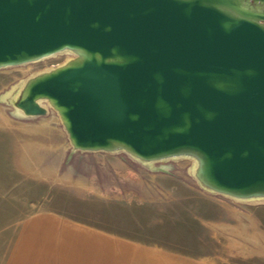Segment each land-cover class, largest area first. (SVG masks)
<instances>
[{
  "label": "water",
  "instance_id": "obj_1",
  "mask_svg": "<svg viewBox=\"0 0 264 264\" xmlns=\"http://www.w3.org/2000/svg\"><path fill=\"white\" fill-rule=\"evenodd\" d=\"M16 117L55 114L69 148L192 161L203 191L264 201V0H0Z\"/></svg>",
  "mask_w": 264,
  "mask_h": 264
},
{
  "label": "rangeland",
  "instance_id": "obj_2",
  "mask_svg": "<svg viewBox=\"0 0 264 264\" xmlns=\"http://www.w3.org/2000/svg\"><path fill=\"white\" fill-rule=\"evenodd\" d=\"M67 57L0 70V256L4 223L45 211L133 241V264H264V243L246 237L250 229L245 233L240 219L229 220L227 212L264 202L208 196L223 203V220L231 226L204 225L200 215L214 211L209 198L184 188L197 187L189 159L141 165L120 153L68 152L62 158L37 152V141L59 140L50 129L59 127L55 114L25 120L15 116L12 103L24 79Z\"/></svg>",
  "mask_w": 264,
  "mask_h": 264
},
{
  "label": "crops",
  "instance_id": "obj_3",
  "mask_svg": "<svg viewBox=\"0 0 264 264\" xmlns=\"http://www.w3.org/2000/svg\"><path fill=\"white\" fill-rule=\"evenodd\" d=\"M38 126L43 128L46 125ZM50 129L57 133L58 142L48 144L46 139L44 142L37 141V152L46 154L49 151L52 155L58 153L62 158L68 152L79 153L69 148L60 126ZM37 178L41 179L39 171ZM184 188L189 194L193 191L209 198L214 213L200 215L204 225L219 230L223 226H231L223 220L226 210L223 203L208 197L217 195L207 193L198 186L194 189L188 186ZM250 207L249 210L227 209L229 220L240 219V223L245 225V231L250 229L248 233L244 231L246 237L253 235L254 240L263 245L264 206ZM4 225L7 226L6 246L0 256V264H133L138 253L137 244L129 239L113 236L51 212H29Z\"/></svg>",
  "mask_w": 264,
  "mask_h": 264
},
{
  "label": "bare ground",
  "instance_id": "obj_4",
  "mask_svg": "<svg viewBox=\"0 0 264 264\" xmlns=\"http://www.w3.org/2000/svg\"><path fill=\"white\" fill-rule=\"evenodd\" d=\"M14 114L16 115V112L14 111ZM254 202H264V201H254Z\"/></svg>",
  "mask_w": 264,
  "mask_h": 264
}]
</instances>
